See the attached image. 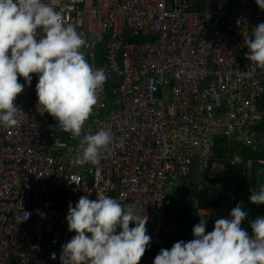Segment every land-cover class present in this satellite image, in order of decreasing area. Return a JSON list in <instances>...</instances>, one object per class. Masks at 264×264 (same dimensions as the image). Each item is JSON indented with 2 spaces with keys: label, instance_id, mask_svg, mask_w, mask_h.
I'll list each match as a JSON object with an SVG mask.
<instances>
[{
  "label": "built area",
  "instance_id": "obj_1",
  "mask_svg": "<svg viewBox=\"0 0 264 264\" xmlns=\"http://www.w3.org/2000/svg\"><path fill=\"white\" fill-rule=\"evenodd\" d=\"M45 2L76 25L87 62L107 79L81 137H73L40 113L37 74L30 86L18 76L20 123L0 126V264H60L62 245L75 235L68 205L83 195L112 197L148 216L145 264L151 247L180 232L175 205L184 203L195 163L213 162L222 126L230 137H255L264 69L246 59L245 38L264 10L255 0H204L199 10L196 0ZM101 128L114 139L99 164L74 166L79 140Z\"/></svg>",
  "mask_w": 264,
  "mask_h": 264
},
{
  "label": "clouds",
  "instance_id": "obj_2",
  "mask_svg": "<svg viewBox=\"0 0 264 264\" xmlns=\"http://www.w3.org/2000/svg\"><path fill=\"white\" fill-rule=\"evenodd\" d=\"M264 10V0H255ZM86 41L73 23H64L59 11L45 0H0V126H18L17 95L37 74L38 106L58 121V129L81 137L85 121L98 103L107 76L93 69L81 49ZM246 59L264 69V22L245 38ZM113 135L101 128L85 134L72 159L74 166L98 165L101 150L110 148ZM251 203L264 204V185L249 196ZM201 214L206 217L208 213ZM248 216L237 204L229 216L214 222L206 234V219L193 226V239L180 240L161 249L153 264H264V216L250 221L253 235L241 227ZM68 231L75 235L62 245L60 264H139L149 246L148 216L125 211L117 199L100 196L70 202ZM130 222L134 225L130 228ZM120 229L118 232L117 230ZM51 258L56 259L52 253Z\"/></svg>",
  "mask_w": 264,
  "mask_h": 264
},
{
  "label": "crops",
  "instance_id": "obj_3",
  "mask_svg": "<svg viewBox=\"0 0 264 264\" xmlns=\"http://www.w3.org/2000/svg\"><path fill=\"white\" fill-rule=\"evenodd\" d=\"M251 126L255 137L250 141L230 137L222 126L218 132L219 151L215 150L213 162L208 168L195 163L194 171L189 177L190 187L183 193L184 203L175 205V218L182 227L180 232L165 236L161 247H151L145 264H153L161 249H170L180 240H192L193 226L201 219L207 221L206 234L212 231L214 222L229 216L237 204L248 212V216L241 222V227L250 237L253 235L250 221L264 216V204L256 205L249 200L252 191H258L261 185H264V100L253 114ZM236 157L243 161L236 162ZM225 205L227 208L223 209ZM205 211L208 215L201 217V214H206Z\"/></svg>",
  "mask_w": 264,
  "mask_h": 264
},
{
  "label": "trees",
  "instance_id": "obj_4",
  "mask_svg": "<svg viewBox=\"0 0 264 264\" xmlns=\"http://www.w3.org/2000/svg\"><path fill=\"white\" fill-rule=\"evenodd\" d=\"M197 1V3H196V5H195V8L197 9V10H199V9H201L202 7H203V3H204V0H196ZM203 204V203H202Z\"/></svg>",
  "mask_w": 264,
  "mask_h": 264
},
{
  "label": "rangeland",
  "instance_id": "obj_5",
  "mask_svg": "<svg viewBox=\"0 0 264 264\" xmlns=\"http://www.w3.org/2000/svg\"><path fill=\"white\" fill-rule=\"evenodd\" d=\"M131 40H132V38H130ZM219 138H220V136H219V134L217 133V136H216V143H217V145H216V152H218L219 150V145H220V143H219V145H218V142H219ZM48 141H49V143H51V139L50 138H48Z\"/></svg>",
  "mask_w": 264,
  "mask_h": 264
},
{
  "label": "water",
  "instance_id": "obj_6",
  "mask_svg": "<svg viewBox=\"0 0 264 264\" xmlns=\"http://www.w3.org/2000/svg\"><path fill=\"white\" fill-rule=\"evenodd\" d=\"M227 208V205H225L224 207H223V209H226ZM181 235H184V236H186L185 234H183V233H181ZM17 260H18V258H17Z\"/></svg>",
  "mask_w": 264,
  "mask_h": 264
}]
</instances>
